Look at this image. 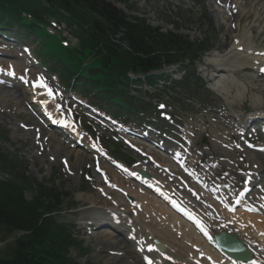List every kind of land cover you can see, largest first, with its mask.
<instances>
[{
  "label": "rangeland",
  "instance_id": "obj_1",
  "mask_svg": "<svg viewBox=\"0 0 264 264\" xmlns=\"http://www.w3.org/2000/svg\"><path fill=\"white\" fill-rule=\"evenodd\" d=\"M222 1L225 2V0ZM218 2H220V0H122V2L114 3V6L125 16L145 19L153 27L161 28L162 31L179 32V34L187 37L190 41H201L211 48H217L219 46L218 49L220 53L223 54L218 55L217 49H213L209 56L212 54H214V56L210 58L211 60L208 58L207 62L209 61L215 66L219 65V63L227 62L237 66V71H234L235 75L229 73H220L219 75L210 70L209 72H202V76L205 79H209L213 75H219L218 77L215 76L218 79L224 78L219 91L209 89V92L208 90L205 92V94L209 96L208 98L205 96L200 97L195 92L188 93L183 92V90L179 91L180 89L174 91L172 88L165 87L151 90L149 93L144 91L147 89L144 87L140 88L141 90L137 89L134 94L149 107H152V105L156 106L159 102L165 103L166 113H169L175 120H179V125L183 127V129L187 130V127L190 126L194 146L192 151L193 156L189 158L188 161L197 165L195 168L198 172L201 167H199L195 161H192V158H195V153L202 151L203 155H207V158H214L215 161H212L217 163V166L210 170L211 175L209 177L213 182H223L224 179H227V182H233L237 188H241L246 182L245 174L248 173V169H252L254 162L264 167V155L255 153L243 146L244 144L240 141L241 135L237 133V128L234 126L235 118L233 117L240 116V118L246 119L250 117V113L256 115L260 113V111H264V75L261 76L262 78H259V75L255 73L242 71L240 67L245 65L243 64L244 61L238 58H234L235 61H233V53L229 54L228 52L233 48L232 41L233 39L235 40L234 35L242 37L243 41L247 42L251 49L253 47L254 51L255 49H257L256 51L262 48L264 49V12H262L263 15L261 16L260 12L256 10L255 5L261 7L258 8L260 11H264V9H262V6L258 5V3L251 5L252 3L246 4L245 2L244 4L247 7L245 6L244 8L240 0L237 2L234 0L233 4L240 8L238 12L240 16L245 14L239 24L238 21H234L233 18L229 19L230 13L227 10V6L224 4L220 7L218 6ZM214 3L215 5H212ZM231 3L230 1L229 4ZM244 12L247 13L248 17H254L253 21L251 20L249 22L251 24L246 23V13ZM260 16L261 20L259 19ZM60 27L63 29V35L67 37L68 42L70 44L75 43V39L70 36L68 28L64 25ZM49 29H52L51 32H55V30H53L54 28L50 27L48 30ZM226 30L230 32L227 33ZM225 33H227V36H224ZM53 38H58V36L54 35L51 39ZM46 39L45 41H48V39ZM240 42L241 44L244 43L242 39H240ZM223 43L224 47H222ZM32 44L36 51L38 49V44ZM45 46H47L48 49L51 48L48 42L45 43ZM246 54L248 53L245 52L244 55ZM7 63L9 62L0 59L1 65H6ZM207 64L208 63H205L204 65ZM22 68L23 67L19 69L22 70ZM222 69L223 68H221L220 71H222ZM212 79H214V77ZM203 82L207 85V88L213 86H211L209 81ZM219 82V84H221L220 80ZM243 83L247 86V90L242 93ZM2 86L7 90H4V95L7 94L8 96L12 92V88L6 85ZM21 90L20 88L18 90L14 89L12 93L15 91L16 95H9L5 98L8 101L0 99V150L10 154V158L12 159L16 157L21 164L17 165L19 169L20 166L25 165L28 168L27 175L29 177L37 182L46 181L47 185L61 189L62 192L67 193L63 200L64 204L57 212L56 217L61 223L69 224L74 232H78L83 237L85 250L81 251L78 248H72L70 251L71 256L76 258L79 264H108L112 263L116 257L123 260L126 254L133 253L134 247L126 243L123 236L119 233L117 239L114 240L115 243L108 246L104 241L109 237L105 227L104 229L97 228L99 223L97 218L103 216L101 211L106 212L112 208L113 198L118 197L117 192L112 187L106 186L105 181V179H107L114 183L115 176L118 177L116 171L113 169L110 162L102 157V155L88 154L83 150L80 151L74 148L70 144L63 143L54 131L46 128L41 121L31 113L29 110V104H32L30 95L25 93L26 89L22 90L24 94L21 93ZM4 95L2 94L1 88L0 96L3 98ZM189 96L198 97L199 102L189 100ZM55 101V104L62 103L63 105H68L66 103L68 100H64L61 96L57 97ZM218 107H220V111L224 116H229L228 119L221 116V112L216 111ZM78 115L79 118H77V123H79L80 126L82 124L86 128L90 127L93 128L94 131L101 133L100 135L105 142V146H107L109 142L106 137L111 139L109 143L117 147L116 150L114 149V153L117 156H120L121 152L130 155L132 160L134 158L135 161L144 165L157 180L161 179L168 183L180 196L186 199L190 196L189 190L184 193V191L180 190L176 181H170V179L168 180L165 176L167 172L164 171V167H171L175 164L172 163L168 157L153 150L149 141L140 140L139 138L128 139L129 142L136 145L142 143L149 145L146 148L148 150H153L157 154V159L159 160L158 165L146 161L141 155L135 154L127 145L121 143L122 140H118L120 139L119 134L110 131L106 127L97 125L96 122L92 121L86 114L82 115L81 111H79ZM174 127L176 130L177 127ZM143 131L144 130L141 131L142 134H144ZM180 135L183 136V133L179 134V136ZM114 141L116 143H113ZM170 148H172L173 151L178 150L174 148L173 145L170 146ZM104 150L103 152L106 153V150ZM200 155L202 156L201 153ZM109 156L117 159L114 154H110ZM200 160L203 161L201 157ZM97 167H100L102 172H97ZM175 167L177 168L176 165ZM104 169L107 175L106 178L102 175ZM263 169L264 168H262V170ZM180 176L185 177L182 173H180ZM5 177L6 175L0 171V179ZM118 180L117 182L119 185L126 188H135L141 195H144L142 194L144 189L135 182L124 177H120ZM105 187L109 188V191H107ZM104 188L106 189L105 191ZM32 194H34L33 190L27 189L26 197L28 199L32 197ZM149 194L148 192L145 193L148 197H152ZM132 196L134 198V195ZM147 196L142 197L136 195V198H139L143 203H153ZM199 202H201V200H199ZM118 209L122 210L123 207H118ZM130 214L134 217L138 212H130ZM146 216L152 220V214H147ZM252 217H255V215H252ZM239 218L245 220L241 215H239ZM254 219L256 218H253V220ZM170 220L173 221L174 218L170 217ZM173 225L176 226L174 227L176 231L178 225L174 223ZM259 225H261V223ZM17 235H20V233H17ZM181 235L186 238L184 233L181 232ZM119 236L123 240L119 239ZM161 236H163V234H161ZM168 237L167 234L166 238L169 239ZM14 239V235H2L0 237V254L11 248ZM121 240L123 242L118 243ZM171 243L173 244V242ZM181 247L183 246H176L175 248L176 250H181ZM115 261L117 262L116 259ZM138 261L141 264V258H139Z\"/></svg>",
  "mask_w": 264,
  "mask_h": 264
},
{
  "label": "trees",
  "instance_id": "obj_2",
  "mask_svg": "<svg viewBox=\"0 0 264 264\" xmlns=\"http://www.w3.org/2000/svg\"><path fill=\"white\" fill-rule=\"evenodd\" d=\"M44 1L0 0V23H6L1 16L7 17L14 24L28 27L43 40L47 38L51 47L48 53L58 56L63 64L59 67L63 78L78 74L81 84H86L88 89L91 84L97 86L105 92V99L115 103L132 100L125 82L128 71L142 72L159 65L163 59H171L152 53L158 51L159 43L179 41L176 35L164 34L141 20L128 21L105 0ZM23 10L31 13L32 20L22 17ZM51 16L59 17L72 28L77 26L75 46H64L61 37L51 39L53 35L44 26L40 27ZM121 27L124 36L117 40L114 35ZM165 43L166 46L173 44ZM0 167L9 174L0 180V232L4 235L23 232L12 251L0 257V264H77L69 249L81 247L82 242L54 215L61 208L65 194L30 180L3 152H0ZM27 189L34 190L30 200L26 198Z\"/></svg>",
  "mask_w": 264,
  "mask_h": 264
},
{
  "label": "bare ground",
  "instance_id": "obj_3",
  "mask_svg": "<svg viewBox=\"0 0 264 264\" xmlns=\"http://www.w3.org/2000/svg\"><path fill=\"white\" fill-rule=\"evenodd\" d=\"M228 1L229 0H225V2H228ZM230 1L232 2L230 5H232L234 0L233 1L230 0ZM237 1L238 0H236V2ZM240 1L242 2V5L244 6V8L246 6L244 4V2H245L246 4L252 3L251 5H255L254 3H258V5H261L262 9H264V0H244V1L240 0ZM255 6H256L255 7L256 10L259 11L260 15L262 16L263 15L262 12H264V11H262V10L260 11L258 9V8H261L260 6H257V5H255ZM246 12H244V13H246ZM244 13H242V14H244ZM244 15L240 16V14L237 13L236 15L234 14L232 17L234 18V21H238V23H240L242 21V18ZM246 15H247V13H246ZM261 16L259 17L260 20H261ZM253 19H254V17H252V16H250L248 18L249 21H251V20L253 21ZM226 32L228 33L230 31L226 30ZM227 33H225L224 36H227ZM238 37L239 36L234 35V38H238ZM232 46L234 49L232 48V50H229L228 53L229 54L233 53L234 58L239 57L243 61H245L244 63H249L251 65V66L243 65L240 68L241 70H251L250 68H252V66L255 68H258V66L254 65V63H253V59L256 57H253V59H251V57L244 55L245 52L248 53V50L251 49L248 46L247 42L246 43L244 42L241 44V42L237 41V43H236V42H234V39H233ZM239 46H244L245 52L239 53V52L235 51ZM222 47H224V43H223ZM218 48H219V46L217 48H214V49H217L218 55L223 54V53H220V50ZM0 53L3 54L4 57L10 55V52H7V51H1ZM245 58H247V59H245ZM214 67H215V65L213 63H208L206 65L207 69L213 70ZM218 67L223 68L222 71H220L218 73V72H216V70H213V72H216L219 75H220V73H229L231 75H235L234 71H237V69H236L237 66L231 65V64H229V62L219 63ZM219 70H221V69H219ZM223 71H225V72H223ZM219 75H215V76L218 77ZM244 85H243L242 93L247 89V86L245 85V87H244ZM1 88H2V94L4 95V92L7 90H5V87L0 85V89ZM11 91L13 92L12 89H11ZM12 92L9 95H16L15 91H14L15 94ZM8 96H7V94H5L3 96V98L0 96V99H4L5 101H8L5 99ZM53 122H55V121H53ZM51 141H53V140H51ZM254 165L256 166V168H255V170H256L257 164L254 163ZM139 169H141V168H137L136 170H139ZM135 173H137V172L135 171ZM154 182H155V185L157 187H162L161 186L162 184H160L156 181H154ZM260 184H261L260 189H259L260 193L258 194V196L254 195L255 196V202L253 204L260 203V204H262V206L264 208V183H260ZM230 186L231 185H229V189H228L229 191L232 190ZM220 187L222 188L221 185H220ZM220 187H218L219 190H218L217 194L210 192L209 193L210 195H207V197H205L204 203L198 204L197 200L193 199V198H190L189 200L188 199L187 200L186 199L181 200L180 198L177 197L178 200L180 201L179 202L174 197L175 202H177L180 205L179 206L180 207V215L178 214L177 210L175 211L174 209L170 208V206H167L165 203L164 204L161 203V200L163 198L156 193H153L154 197H152V198L148 197L150 200L153 201V203L152 202L143 203L142 201L139 200V198H137L135 201V204L133 206H134V208H140L142 210V212L139 214V216L137 215V218H133L135 221H137L136 227L130 222L131 217L127 214V211H124V210H123L122 214L126 215L127 218H122V219L121 218H115V219L112 218L110 220L103 219L100 217L97 218V220L99 221L98 226L100 228H103L104 225H106V227H115L116 229H120L121 232L126 231L127 233L125 234L126 235L125 239H127V236L129 238L130 233H133L134 242L136 244L135 246H136V249H138V250H134L132 254H130V253L126 254V252H125L126 255H125V257H123V260L118 259V257H116L115 259L117 260V262L114 259V261H112V263H108V264H140V262L138 261L139 257L147 256V255L153 256L157 261H159L163 264L164 263L169 264V262H171V259L175 260V263H172V264H264V225L263 224L259 225L261 222H264V215H255V217H252V215L244 213V212L242 214V211H240V210H239V212L237 211L234 214H230L227 211H224L223 209H221L219 207V205L217 203H215V200L218 201L216 199V197L219 194H221V193L225 194V192ZM207 189L210 190L209 188H207ZM216 189H217V187L214 188V190H216ZM228 190H226L227 193H228ZM101 191H103V190H101ZM132 192L133 191H131V193ZM132 194H134V192ZM211 194L214 197H211ZM234 197L235 196H233V198ZM129 198H130V196H129ZM214 198H215V200H214ZM233 198L226 195L227 200H229V199L232 200ZM226 199H224V202ZM219 204H220V202H219ZM195 205H197V206H195ZM213 208H216L218 212L215 213V211L212 210ZM181 211H182V214H181ZM147 214L153 215L152 220L146 216ZM239 215H241L245 220L240 219ZM186 216L188 218L190 217L189 220H187ZM170 217L174 218V220L171 221ZM139 218H143V220L145 219V222L147 224L140 222ZM253 218H256L255 220H258V222H259V219H261V222H259V224L255 223V222L254 223L250 222V221H253ZM174 221H176V222H174ZM153 222H157L158 227L153 225ZM123 223H124V226L122 225ZM173 223L178 225L176 231L174 228L176 226L173 225ZM201 224L204 226V229L206 230L207 234H205V231L201 230ZM129 225L132 227L128 228ZM180 226H182V227H180ZM221 231H224V232H227L230 234H235L239 239H241L244 246L251 253V256L249 258L250 260H248L247 262L236 261V262L232 263V261H230V259L224 257V255H222L218 250L213 248V246L211 244H209L204 238V235L207 237H210V236L214 235L215 233H219ZM181 232L185 234L186 238H184L181 235ZM108 234H110V235H108L109 237L107 239H105L104 241L109 246V245H112L113 243H115L114 240L117 239L118 235H113L111 232H109ZM161 234H163V236H160ZM167 234H168V236H169L168 238L170 240L166 238ZM153 237L154 238L159 237L161 241H163L165 244H167V246L169 245L166 248V251H165L166 253L157 252V250L153 246ZM119 239H120V237H119ZM122 240L119 241L118 243L123 242ZM171 242H173V244ZM129 243H131V242H129ZM174 246L175 247L176 246H183V247L180 248L181 250H176V248ZM164 256L169 257L171 259H169V260L164 259ZM112 258H111V260H112ZM143 264H144V262H143Z\"/></svg>",
  "mask_w": 264,
  "mask_h": 264
},
{
  "label": "water",
  "instance_id": "obj_4",
  "mask_svg": "<svg viewBox=\"0 0 264 264\" xmlns=\"http://www.w3.org/2000/svg\"><path fill=\"white\" fill-rule=\"evenodd\" d=\"M225 237H228L227 239L229 240V241H231V240H233V237H229V236H227V235H224ZM216 242L218 243V244H220V245H222L220 242H221V235H217L216 236ZM226 250H228V249H226Z\"/></svg>",
  "mask_w": 264,
  "mask_h": 264
},
{
  "label": "snow or ice",
  "instance_id": "obj_5",
  "mask_svg": "<svg viewBox=\"0 0 264 264\" xmlns=\"http://www.w3.org/2000/svg\"><path fill=\"white\" fill-rule=\"evenodd\" d=\"M261 71H264V69H261ZM14 74V73H13ZM40 86L47 87L46 84L43 83V81L40 82ZM49 94H51V90H49ZM163 107V106H162ZM201 230L205 231V234H207L206 230L204 229V226L201 224Z\"/></svg>",
  "mask_w": 264,
  "mask_h": 264
}]
</instances>
